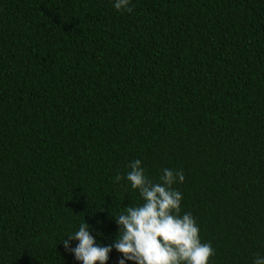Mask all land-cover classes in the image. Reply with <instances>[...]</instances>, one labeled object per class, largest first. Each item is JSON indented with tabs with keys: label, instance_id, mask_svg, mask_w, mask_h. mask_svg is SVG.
<instances>
[{
	"label": "trees",
	"instance_id": "obj_1",
	"mask_svg": "<svg viewBox=\"0 0 264 264\" xmlns=\"http://www.w3.org/2000/svg\"><path fill=\"white\" fill-rule=\"evenodd\" d=\"M113 2L0 0V264H80L61 242L83 218L111 244V211L140 203L115 181L136 159L153 180L183 172L182 212L213 264H251L264 254V0Z\"/></svg>",
	"mask_w": 264,
	"mask_h": 264
},
{
	"label": "clouds",
	"instance_id": "obj_2",
	"mask_svg": "<svg viewBox=\"0 0 264 264\" xmlns=\"http://www.w3.org/2000/svg\"><path fill=\"white\" fill-rule=\"evenodd\" d=\"M132 0H114L113 7L131 13ZM124 176L125 187L138 192L140 203L123 207L111 218L118 232L109 245L98 243L91 226L83 218L78 228L70 231L61 242L80 264H107L115 249L121 254L119 264H213L215 249L202 242L200 228L191 212H182V193L174 185L184 182L180 170L165 168L158 180L146 174L139 159L129 163ZM100 235H103L102 233ZM76 242L72 246V242ZM251 264H264V254L256 253Z\"/></svg>",
	"mask_w": 264,
	"mask_h": 264
}]
</instances>
